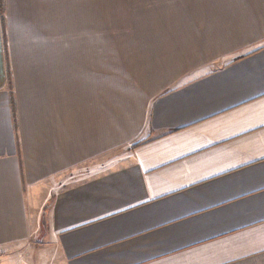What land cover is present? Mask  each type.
I'll return each instance as SVG.
<instances>
[{
    "label": "crops",
    "instance_id": "crops-1",
    "mask_svg": "<svg viewBox=\"0 0 264 264\" xmlns=\"http://www.w3.org/2000/svg\"><path fill=\"white\" fill-rule=\"evenodd\" d=\"M135 4L0 0V264H264V0Z\"/></svg>",
    "mask_w": 264,
    "mask_h": 264
},
{
    "label": "rangeland",
    "instance_id": "rangeland-1",
    "mask_svg": "<svg viewBox=\"0 0 264 264\" xmlns=\"http://www.w3.org/2000/svg\"><path fill=\"white\" fill-rule=\"evenodd\" d=\"M137 0H110L109 14L106 16L110 18L111 23V37L112 39H119L126 32L133 36L135 29V2ZM113 52V48H112Z\"/></svg>",
    "mask_w": 264,
    "mask_h": 264
}]
</instances>
